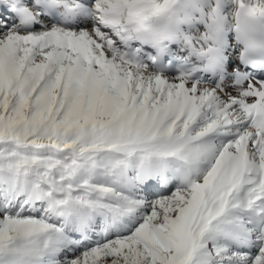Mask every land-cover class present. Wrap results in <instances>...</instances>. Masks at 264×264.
<instances>
[{
	"label": "snow or ice",
	"instance_id": "1",
	"mask_svg": "<svg viewBox=\"0 0 264 264\" xmlns=\"http://www.w3.org/2000/svg\"><path fill=\"white\" fill-rule=\"evenodd\" d=\"M168 4L0 0V264H264V70L153 71ZM220 4L183 36L211 66Z\"/></svg>",
	"mask_w": 264,
	"mask_h": 264
},
{
	"label": "clouds",
	"instance_id": "2",
	"mask_svg": "<svg viewBox=\"0 0 264 264\" xmlns=\"http://www.w3.org/2000/svg\"><path fill=\"white\" fill-rule=\"evenodd\" d=\"M241 5L244 7L241 8ZM199 6H202L207 18L211 8L215 7V0H169L163 12L152 16L145 23L152 31L165 36L177 32L188 21L199 18V12L193 11L194 7ZM228 13L234 32L240 29L249 37V52L264 54V0H231ZM186 14H191L190 20H186ZM204 31L201 27L194 35L199 36ZM243 51L244 43L240 48V52Z\"/></svg>",
	"mask_w": 264,
	"mask_h": 264
},
{
	"label": "bare ground",
	"instance_id": "3",
	"mask_svg": "<svg viewBox=\"0 0 264 264\" xmlns=\"http://www.w3.org/2000/svg\"><path fill=\"white\" fill-rule=\"evenodd\" d=\"M231 0H221L220 9H221V15L223 16V30L221 33V43L219 46V51L217 53L218 56V63L215 66H211L207 63V60L205 57L195 55L191 48L182 41L179 34L165 39L164 41H167L166 45H162L164 41H162L159 45L161 47H167L172 40H176L175 44L171 45V50L176 53V56H179L180 54L183 55V59H193L195 62V70H188L184 69L182 67L180 68H174V67H168L164 68V73H161V75L168 76V77H175L181 73L189 75L190 78L196 77L197 80H209L207 77H204V74H212L214 76L211 81H223L228 77H233V69H237L236 64L239 62V53L242 42L238 39L237 33L234 32L231 21L228 13V9L230 8ZM202 22L200 19L197 20L196 18L188 21L185 24V29L190 33V35H194L195 32H197L202 27ZM177 43H179L177 45ZM128 46L131 49H134L136 51H142L146 57H150L151 54H153L157 49L156 47L150 43H146L143 40L134 39L132 41L128 42ZM184 50V51H183ZM185 52V53H184ZM149 60V59H148ZM229 60H234L236 63L233 64L231 67H229ZM151 68H155L154 65H152V61H147ZM247 74H243V76H246ZM240 78V79H241ZM239 79V81H240ZM236 80V79H235ZM237 81V82H239Z\"/></svg>",
	"mask_w": 264,
	"mask_h": 264
},
{
	"label": "rangeland",
	"instance_id": "4",
	"mask_svg": "<svg viewBox=\"0 0 264 264\" xmlns=\"http://www.w3.org/2000/svg\"><path fill=\"white\" fill-rule=\"evenodd\" d=\"M196 19L199 20V18H196ZM199 22H200V21H199ZM200 23H203V22H200ZM183 28H186L185 25H183ZM183 30L187 31L186 29H183ZM183 35H190V33H188V31H187V32H184ZM183 42H184V41H183Z\"/></svg>",
	"mask_w": 264,
	"mask_h": 264
}]
</instances>
